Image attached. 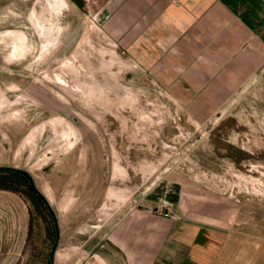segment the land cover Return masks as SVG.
Wrapping results in <instances>:
<instances>
[{
	"label": "rangeland",
	"instance_id": "obj_1",
	"mask_svg": "<svg viewBox=\"0 0 264 264\" xmlns=\"http://www.w3.org/2000/svg\"><path fill=\"white\" fill-rule=\"evenodd\" d=\"M110 2L0 0V168L54 215L0 193L14 264H149L177 220L264 264V50H142Z\"/></svg>",
	"mask_w": 264,
	"mask_h": 264
},
{
	"label": "crops",
	"instance_id": "obj_2",
	"mask_svg": "<svg viewBox=\"0 0 264 264\" xmlns=\"http://www.w3.org/2000/svg\"><path fill=\"white\" fill-rule=\"evenodd\" d=\"M110 5L119 16L133 7L142 50H216L229 55L264 50V0H112ZM11 192L0 190L13 196ZM29 225L30 218H24L23 232ZM21 243L1 238L0 264L16 263L13 248ZM224 246L218 230L177 220L149 264H215Z\"/></svg>",
	"mask_w": 264,
	"mask_h": 264
},
{
	"label": "trees",
	"instance_id": "obj_3",
	"mask_svg": "<svg viewBox=\"0 0 264 264\" xmlns=\"http://www.w3.org/2000/svg\"><path fill=\"white\" fill-rule=\"evenodd\" d=\"M20 184L25 185L28 188L31 196H33L35 200H37L43 206H45L50 211L52 216H54L47 202V199L38 190L32 177L28 173L15 170V169L0 168V190L12 191V192L20 194L21 193L19 190ZM54 220L56 224V219L54 218ZM51 263H52V260H51Z\"/></svg>",
	"mask_w": 264,
	"mask_h": 264
}]
</instances>
